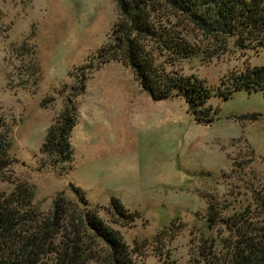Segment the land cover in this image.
Instances as JSON below:
<instances>
[{"label":"rangeland","instance_id":"rangeland-1","mask_svg":"<svg viewBox=\"0 0 264 264\" xmlns=\"http://www.w3.org/2000/svg\"><path fill=\"white\" fill-rule=\"evenodd\" d=\"M116 20L115 0H0L8 179L31 188L42 217L57 197L75 209L76 188L136 264H204L202 256L218 255L236 229L264 228V95L209 98L214 119L195 123L181 98L153 101L122 62L98 57ZM182 32L191 44L201 40L189 28ZM262 64L264 42L244 50L229 43L210 59L181 60L173 69L214 88L230 73ZM69 100L73 161L54 166L39 149ZM12 183L0 189L8 192ZM111 198L138 216L110 219ZM94 248L89 264H105Z\"/></svg>","mask_w":264,"mask_h":264},{"label":"trees","instance_id":"trees-1","mask_svg":"<svg viewBox=\"0 0 264 264\" xmlns=\"http://www.w3.org/2000/svg\"><path fill=\"white\" fill-rule=\"evenodd\" d=\"M115 7L117 20L110 42L98 57L103 62H122L151 100L181 98L194 122L207 124L217 111L206 105L209 98L227 101L239 91L264 95V64L230 73L214 88L195 75L173 69L181 60L210 59L229 43L237 50L262 46L264 0H115ZM184 28L200 37L198 44L184 37ZM75 116V105L69 100L46 131L39 152L54 166L73 161L70 134ZM10 132L0 117V185L12 183L7 176L12 163ZM12 184L8 192L0 189V264H89L96 255L95 246L105 256V264H136L120 234L88 209L76 188L73 192L80 203L75 209L57 197L42 217L33 204L31 188ZM106 213L123 222L138 216L115 198L110 199ZM225 225L233 229L231 223ZM242 227L234 231V241H225L218 255L204 254V264H264V228Z\"/></svg>","mask_w":264,"mask_h":264}]
</instances>
